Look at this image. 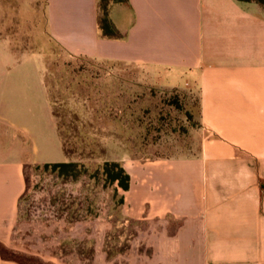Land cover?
Instances as JSON below:
<instances>
[{"label":"crops","instance_id":"1","mask_svg":"<svg viewBox=\"0 0 264 264\" xmlns=\"http://www.w3.org/2000/svg\"><path fill=\"white\" fill-rule=\"evenodd\" d=\"M99 2L0 0V247L12 244L26 168L68 161L46 53L36 50L46 42L71 58L137 66L156 85L199 99L194 155L124 164L129 220L146 225L147 247L161 248L148 264H264L263 8L240 0L113 2L116 35L106 38ZM0 264L23 263L0 253Z\"/></svg>","mask_w":264,"mask_h":264},{"label":"rangeland","instance_id":"2","mask_svg":"<svg viewBox=\"0 0 264 264\" xmlns=\"http://www.w3.org/2000/svg\"><path fill=\"white\" fill-rule=\"evenodd\" d=\"M47 47L42 42L36 50L44 49L46 79L64 98L69 160L81 161L89 175L62 180L43 165L28 166L12 244L0 253L23 264H148L146 256H159L161 248L147 247L146 225L129 220L127 192L90 176L105 160L129 168L132 160L194 155L199 99L190 89L156 85L137 66Z\"/></svg>","mask_w":264,"mask_h":264},{"label":"trees","instance_id":"3","mask_svg":"<svg viewBox=\"0 0 264 264\" xmlns=\"http://www.w3.org/2000/svg\"><path fill=\"white\" fill-rule=\"evenodd\" d=\"M126 0H100L99 2V18L98 25L103 32V36L106 38H113L116 35L113 25L109 20L108 11L110 4L113 2H125ZM245 2H255L260 5L264 10V0H240ZM47 88L49 96L52 102L53 115L56 119L57 128L59 135L63 142L64 152L68 157V161L63 163L55 164H45L44 169L50 170L52 173L56 174L62 180H72L77 181L81 177L89 175V169L78 160H69L72 152L66 147V135L68 131L63 129L64 126H69L65 124L64 118L60 115L59 107H62L64 98L57 96L54 92L53 87L47 81ZM62 105V106H61ZM93 179L96 181H104L106 185H117L119 189L123 192H128L130 190L131 178L128 172L125 170L124 166L119 161H107L105 160L98 169L91 174ZM122 203V201H121Z\"/></svg>","mask_w":264,"mask_h":264}]
</instances>
